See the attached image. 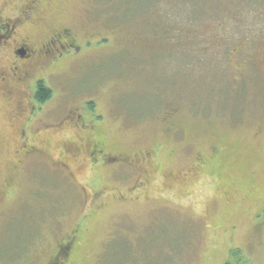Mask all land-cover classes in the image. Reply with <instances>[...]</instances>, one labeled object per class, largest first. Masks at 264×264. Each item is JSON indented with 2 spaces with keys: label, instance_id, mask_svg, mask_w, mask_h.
Listing matches in <instances>:
<instances>
[{
  "label": "rangeland",
  "instance_id": "rangeland-1",
  "mask_svg": "<svg viewBox=\"0 0 264 264\" xmlns=\"http://www.w3.org/2000/svg\"><path fill=\"white\" fill-rule=\"evenodd\" d=\"M46 1L20 35L80 49L29 123L0 91V264H264V0ZM225 17L256 60H182Z\"/></svg>",
  "mask_w": 264,
  "mask_h": 264
},
{
  "label": "flooded vegetation",
  "instance_id": "flooded-vegetation-1",
  "mask_svg": "<svg viewBox=\"0 0 264 264\" xmlns=\"http://www.w3.org/2000/svg\"><path fill=\"white\" fill-rule=\"evenodd\" d=\"M205 2L207 1L205 0ZM258 2L261 1L258 0ZM43 4H46L44 7L45 9L48 1L22 0V3L20 4H6L5 7L0 10V91L4 98L12 99L15 102L16 109H18V113L16 114L17 110L15 112L16 121L17 118L19 119L23 116V98L24 95L27 94L28 96L25 97V102H28L29 104V123L33 116L34 103L38 104L36 99V95L39 94L38 83L45 81V78L48 76L46 74H40L33 78V75L35 76L36 73L45 69V67L50 66L49 62L51 58L53 62L57 64L58 60L61 59L62 62L64 60L63 57H65V55L71 50L76 49V51H78L80 49V47L75 44V41L77 40L73 33L66 29H62L58 35L51 37L47 43L42 44L38 48L31 43L32 40L29 36L23 37L20 35L22 30L30 25L32 19L36 13H38V9ZM219 6L222 7L221 5ZM233 24L237 23L234 22ZM208 27H210V30L207 31L205 36L207 40L203 43L196 40L194 43L189 44L187 48L188 50H192V52L189 53L184 51L186 45L183 39L178 36L177 40L180 44L178 51L182 60L185 59L186 56H191L192 53L199 54V59L201 60L202 53H210L214 49L220 50L223 55H231L229 60H232L231 62L233 66H235L237 70H242L250 66L251 61L253 63L256 60L255 56L248 55L262 50V47H257V41L262 37L260 34V37H256L254 34L253 37L247 35L244 37L241 35L240 37L239 32H235L231 29L229 20L226 17L219 19L217 29H212L210 24ZM196 37V34H194L195 39ZM195 48L198 51H196ZM260 54L261 57L259 60H261V63L264 66V50L263 52L258 53L259 56ZM7 55H10L11 58H13V61L10 64L4 63ZM45 60L48 61L46 66ZM230 61L228 63H230ZM232 64L230 66H225L224 68H230L232 67ZM49 103L50 100L43 104L41 108ZM89 107L91 108L92 106L89 105ZM66 120L69 119L65 118L64 124L59 129L65 125ZM22 135H24V132L21 130V136ZM21 147L24 150L23 153H26L27 156H32L33 152L36 151V147L34 146L24 144L21 145ZM70 147L72 148V146ZM90 154L97 157L95 162L99 160L111 162L121 159V156L113 154L108 155L98 145H94Z\"/></svg>",
  "mask_w": 264,
  "mask_h": 264
},
{
  "label": "trees",
  "instance_id": "trees-1",
  "mask_svg": "<svg viewBox=\"0 0 264 264\" xmlns=\"http://www.w3.org/2000/svg\"><path fill=\"white\" fill-rule=\"evenodd\" d=\"M38 90H39V94L36 95V99H37L38 104L42 106L43 104H45L47 101L50 100V98L53 95V90H50L47 87L45 81H41L40 83H38ZM62 256H64V251H61L57 258H60ZM54 264H58V262Z\"/></svg>",
  "mask_w": 264,
  "mask_h": 264
}]
</instances>
